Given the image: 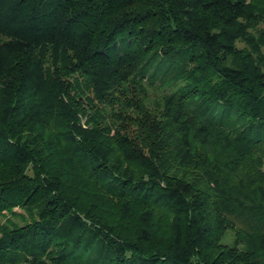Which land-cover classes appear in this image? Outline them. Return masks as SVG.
Returning a JSON list of instances; mask_svg holds the SVG:
<instances>
[{
	"label": "trees",
	"instance_id": "trees-1",
	"mask_svg": "<svg viewBox=\"0 0 264 264\" xmlns=\"http://www.w3.org/2000/svg\"><path fill=\"white\" fill-rule=\"evenodd\" d=\"M263 25L264 0H0V264H264Z\"/></svg>",
	"mask_w": 264,
	"mask_h": 264
},
{
	"label": "rangeland",
	"instance_id": "rangeland-1",
	"mask_svg": "<svg viewBox=\"0 0 264 264\" xmlns=\"http://www.w3.org/2000/svg\"><path fill=\"white\" fill-rule=\"evenodd\" d=\"M263 26H264V25H263ZM14 212L17 213V214H20V215L25 216L24 212H23L22 210L18 209V208H15V209H14ZM6 216H7V218L10 219V220H13V221H15V222H19V221L17 220V218H14L12 215H6ZM229 233H230V232H228V234H226V236L224 237V239L222 240V242H224V243H228V242H229V240H228V237H229L228 235H229Z\"/></svg>",
	"mask_w": 264,
	"mask_h": 264
}]
</instances>
